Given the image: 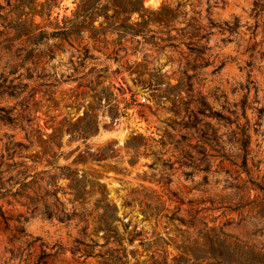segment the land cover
<instances>
[{
  "label": "clouds",
  "instance_id": "clouds-1",
  "mask_svg": "<svg viewBox=\"0 0 264 264\" xmlns=\"http://www.w3.org/2000/svg\"><path fill=\"white\" fill-rule=\"evenodd\" d=\"M0 264H264V0H0Z\"/></svg>",
  "mask_w": 264,
  "mask_h": 264
}]
</instances>
